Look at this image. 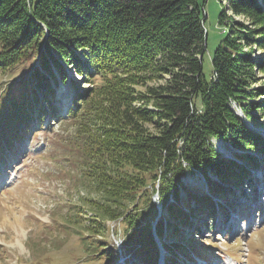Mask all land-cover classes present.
<instances>
[{
	"label": "trees",
	"instance_id": "obj_1",
	"mask_svg": "<svg viewBox=\"0 0 264 264\" xmlns=\"http://www.w3.org/2000/svg\"><path fill=\"white\" fill-rule=\"evenodd\" d=\"M203 2L0 0V69L36 62L29 75L1 91L0 108L18 121L5 126L6 131L0 129V141L11 145L20 137L28 126L26 111L31 120L40 92L45 93L50 77L56 79L55 71L63 82L67 65L81 78L97 79L90 91L75 87L66 116L74 125L71 142L78 150L82 178L97 194L88 198L86 209L93 213L90 230L98 237L84 249V260L108 254L114 262L124 251L138 264H157L156 238L168 263L186 252L202 256L199 246L189 249L181 240H163L165 228L173 223L176 235L183 232L177 229L180 224L194 227L189 218L199 209L209 206V217L216 214L204 189L192 194L197 205L191 207V198L187 207L179 205L181 178L189 170L198 171L205 187L216 192L222 181L241 184L247 177L238 159L262 165L253 153L264 151L258 129L264 124L257 114L264 97L254 98L264 96V86L255 92L250 78L254 67L264 71V0H227L235 14L255 21V29L236 33L219 13L226 32L210 58L208 74L202 62L207 37ZM252 43L262 53L258 60L244 50ZM156 75L162 82L147 84ZM24 79L30 93L21 86ZM49 91L54 93L51 87ZM217 139L227 142L234 156L222 155L214 145ZM155 192L169 217L160 212L152 225L158 212L152 201ZM109 220L118 223L112 232L121 240L120 248L108 234Z\"/></svg>",
	"mask_w": 264,
	"mask_h": 264
},
{
	"label": "rangeland",
	"instance_id": "obj_2",
	"mask_svg": "<svg viewBox=\"0 0 264 264\" xmlns=\"http://www.w3.org/2000/svg\"><path fill=\"white\" fill-rule=\"evenodd\" d=\"M203 1L207 37L202 62L204 72L208 74L211 69L210 58L226 32L225 25L218 22L219 13H224V21H230L236 33L240 28L255 29V21L245 14H235L227 0ZM239 41L243 43L242 39ZM244 50L257 60L262 54L254 43L245 46ZM35 65L36 62L28 60L8 69H0V94H3L1 91L11 82L29 75ZM65 67L68 73L66 81L63 82L60 74L55 71L56 79L50 77L45 93L40 92L36 110H32V120H29L31 113L26 111L24 120L29 127L21 130L24 134L19 139H14L8 149L4 148L9 145L8 142L0 141V264H138L132 254L124 251L119 253L115 263L108 254L98 260H84V249L98 237L93 236L94 233L90 230V216L93 213L86 209L88 198H96L97 194L82 178L80 166L76 162L78 150L71 142L74 139V125L66 116L73 101L75 87L90 91L97 79L90 80L91 76L81 78L73 66ZM251 74L250 85L256 92L257 87L264 86V71L254 67ZM161 82L162 78L156 75L147 84ZM21 86L30 93L27 79L21 82ZM50 87L54 90L53 94H49ZM139 89H144V86L140 85ZM262 97L264 96L260 95L254 100L260 101ZM231 105L236 107L235 103ZM45 108L49 109L48 113ZM53 111L57 112V117H54ZM257 112L264 124V106ZM41 114L43 117L40 120ZM16 121L18 118L15 114L0 108V129L5 130V126ZM148 127L151 128V125ZM258 129L264 134V128ZM214 145L224 156H230L234 152L222 140H215ZM255 155L262 164L255 175L258 180L256 182L260 181L264 190V156L261 152H256ZM203 178L198 171H187L181 178L179 205L187 207L189 198L193 199L191 207L197 205L192 194L205 190ZM211 178L213 182H217L216 175L211 174ZM245 179H248V175ZM229 181H222L223 188L213 192L215 196L212 198V206L217 207L216 214L209 217L208 206L206 210L199 209L200 212L190 216L194 227L197 226L201 232L198 230L196 233L194 227L185 229L180 224L177 229L181 228L183 232L176 235L178 230L173 228L174 223L165 228V242L181 240L189 249L199 246L202 252L203 257L194 254L195 252H186L191 257L181 255L178 260L172 257L174 264H264V197L259 205L256 197L248 190L246 194L253 200L248 198L252 204L246 205L236 195L240 190L238 186ZM153 201L161 214L168 218L166 206L158 193H154ZM175 201V198H171V202ZM148 210L149 206H145L144 213L149 214ZM225 215L229 216V221L224 220ZM261 216L263 218L260 222ZM205 222L211 227L206 226ZM106 224L110 238L120 248L121 240L112 232L118 223L109 220ZM159 251L157 264L168 263L164 247L161 246Z\"/></svg>",
	"mask_w": 264,
	"mask_h": 264
},
{
	"label": "bare ground",
	"instance_id": "obj_3",
	"mask_svg": "<svg viewBox=\"0 0 264 264\" xmlns=\"http://www.w3.org/2000/svg\"><path fill=\"white\" fill-rule=\"evenodd\" d=\"M263 166H264V164H263ZM247 175H248V179L247 180L249 181V183L247 185H244L243 188L239 190V192L242 191V196L240 197L241 200H243L242 203H244L246 205H251L252 204V201H248L249 194H246V193H248L247 191L249 190L250 192H252L253 197L254 198L256 197V202H258L259 205H260V200H262V196L264 195V190L261 187V183H260V181L256 182V181H258V180H256V176H255L256 174L255 175L247 174ZM243 192H244V194H243ZM250 200H253V199L251 198ZM227 216L228 215L224 216L225 217L224 220L229 221V216L228 217ZM262 218H263V216L260 217V222L262 221ZM189 257H191V256H189ZM194 259L195 258H193V260ZM202 263L206 264L204 262H198L197 264H202Z\"/></svg>",
	"mask_w": 264,
	"mask_h": 264
},
{
	"label": "water",
	"instance_id": "obj_4",
	"mask_svg": "<svg viewBox=\"0 0 264 264\" xmlns=\"http://www.w3.org/2000/svg\"><path fill=\"white\" fill-rule=\"evenodd\" d=\"M206 37V36H205ZM201 56V55H200Z\"/></svg>",
	"mask_w": 264,
	"mask_h": 264
}]
</instances>
